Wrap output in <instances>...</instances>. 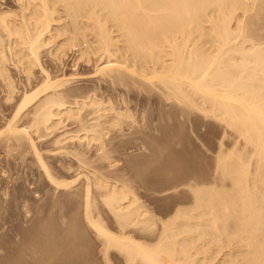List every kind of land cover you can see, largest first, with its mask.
<instances>
[{"label": "bare ground", "instance_id": "6f19581e", "mask_svg": "<svg viewBox=\"0 0 264 264\" xmlns=\"http://www.w3.org/2000/svg\"><path fill=\"white\" fill-rule=\"evenodd\" d=\"M17 2L21 9L19 18L15 10H0V76L6 87L5 100L17 98L12 105L14 113L6 125L0 127V135L8 136L5 137L8 140L29 143L35 155H38L37 161L45 170L47 182L53 188L70 190L72 184L78 182L79 176L72 180L68 178L70 181L56 177L49 169V162L47 164L39 153L32 133L52 136L68 121L77 126L75 131L70 126V130H65V126V131L54 134L50 142L61 148H64V143L70 147L81 146V151L74 150L79 159L87 154L91 145L95 147L96 144L99 152H94L97 158L105 161L109 158V151H105L107 146L104 136L110 128L105 126L106 123L114 128H125L124 117H133L137 127L133 126L137 130L139 127L141 130H158L159 123L156 125V120L153 122V114L152 122H144L146 113L143 115V111L138 110L145 107V95L142 97L144 102L139 97L143 106L139 105L137 109L142 114L134 113L139 115V120L132 114L135 109L131 111L136 105L131 104L133 107H130L129 104L134 98L136 101L134 96L139 92L131 100L129 95L122 93L121 88L120 93L113 92V96L110 93L112 86L128 87L124 91H130L129 88L154 91V97L159 98L152 102L160 99L172 103L173 108L185 114L188 123L191 113L199 110L204 116L223 123L226 127L223 137L229 130L235 135V142L228 150L224 148L226 144L220 141L222 145L218 149L211 180L195 182L188 178L185 184L180 183L188 188L190 195L193 192L190 196L192 200L188 198L190 203L188 199L185 200L189 203L185 206L183 202H180L183 206L176 205L178 207H175L172 216L169 215L170 219L162 218V224L158 216L159 225L155 223L153 209H145L147 205L140 203L141 198L127 183H118L117 178L113 180L115 178H109L106 173H103L106 176L102 175L103 169L99 170L101 174L97 168L91 174H86L84 182L77 185L78 189L73 193L82 196L83 209L79 213L83 212L89 227L95 230L99 240L100 237L103 240L105 246L102 247V257L105 256V264L113 263L110 257L115 258V254L112 251L120 254L124 264H264V39L260 40L258 35V40L255 35L257 31L254 30L257 26H254L257 24L255 22L259 21L257 18L263 12L264 0ZM63 14L67 21L62 19ZM260 30L264 33L263 28ZM6 48L15 56V65L24 77L22 89L16 85L5 64ZM68 49L75 51L71 69L79 66L83 70L91 66L93 69L90 67V70L93 71L89 72L87 68L89 73L80 72L78 67V72L67 73L65 56L68 55ZM45 56L50 58L49 62V59L44 60ZM82 81H89V84L92 82V85L83 83L86 86L83 89L82 85L79 86ZM18 92L19 97H14ZM154 97L152 95V99ZM153 109L152 112L157 113V106L154 105ZM23 115L28 117L27 122L18 124ZM120 128V132L127 131ZM139 137L138 140L134 139L141 143L144 136L140 137L141 140ZM169 139L172 140L171 137ZM175 139V142L181 143V140L178 141L180 137ZM63 153L67 154L66 151ZM106 164L102 165L105 169ZM94 185L107 209L103 207L104 214L109 211L119 226L118 231L114 229L117 232L110 230L105 221L101 220L103 212L102 216L97 212V201L100 199L93 196ZM156 224L160 228L156 226V229ZM137 231L148 232L150 236L143 239L142 234L141 237L136 234ZM43 246V252L44 247L48 250L47 256L40 257L37 263L50 264L57 256L53 255L61 250V244L54 254L49 253L51 246ZM221 253L222 257L219 255ZM215 259L219 261L215 263ZM114 263L118 264L117 261Z\"/></svg>", "mask_w": 264, "mask_h": 264}, {"label": "rangeland", "instance_id": "374dc122", "mask_svg": "<svg viewBox=\"0 0 264 264\" xmlns=\"http://www.w3.org/2000/svg\"><path fill=\"white\" fill-rule=\"evenodd\" d=\"M18 5L19 3L17 2V0L16 1L15 0H0V10H5V9H12L13 11L15 10L16 12L15 11L14 12L16 13V16L19 18L21 14V9H19L20 6ZM262 10L263 12L260 13L261 16L257 18L259 21H256L255 23L257 24H254V26L257 25L254 27V30L258 32V33L255 32V35L257 36L258 40H259V36H260V40L264 39L263 37L264 33H262V30H260L263 28V32H264V15H263L264 14V3H263ZM63 16L64 18L62 17V19H65L66 16L64 14ZM66 19L65 21L68 20ZM65 21L62 20V22H65ZM256 27L258 30L256 29ZM4 37H6V35H4ZM74 53L75 51H73V49H70V50L68 49V55H66L67 57L65 56V58L67 59V60L65 59L66 72L67 73L69 72L70 74L74 73V71L78 72V70H80V72L81 71L86 72L87 68H89L88 69L89 72L90 71L92 72L93 70H90V69L91 68L93 69V67L91 66L85 67V69L83 70L82 68L80 69L79 66H76L75 68L76 70L73 68L71 69L72 66L70 65L72 64L71 61H73L72 59L75 56ZM6 54H7V58H6L5 64L7 65L10 71V74L15 79L16 85H18V87L22 89L21 82L24 80V77L22 73L18 70V67L15 65L16 58L15 56L12 55V53L10 52L8 48H6ZM44 60H48L49 62L50 58L45 56ZM80 83L81 82H79V86L80 87L83 86V89L85 86L84 84L86 83H88L86 84L88 86L92 85V82L91 84H89L90 83L89 81L87 82L82 81V83L81 84ZM118 86L119 85L115 86L116 89L113 86L110 87V93H112L113 96H115L114 94H118L117 91L120 93V88H121L122 93L127 92L126 94L124 93V95L125 96L129 95L128 98L133 97L134 95H136L135 93L139 92L136 96H134L137 98L136 101L134 100L135 98L133 97L134 99L131 98V100L133 99L134 103H132L133 100L130 101L131 103H129L130 107L132 105L134 106L136 105V108L133 106H132L133 108H131V111L132 109H135V112L133 110L132 114L140 113L139 115H141L143 113L144 115L146 113L144 116L145 117L144 122H149V123L152 122V117L154 116L155 118H153V122L156 120L155 124L158 125L159 123V125L157 128L158 129L157 131L151 130L150 128L146 130H141L139 126L137 130L134 127L136 125L134 123H137V122H135L133 117H128V118L124 117L123 122H124V125H126L125 128L124 127L120 128L118 126L117 128H114V127H111V125L108 126V123L104 121V123L107 124V125L105 124V126L107 128L110 127L108 128V133L104 136L105 137L104 143L106 144L105 146H107L106 148L108 150H106L105 146L104 148L106 152L109 151L108 159L112 163L108 161V159L106 160L109 163L106 160L104 161L102 159L97 158L96 153L99 151L96 150V148L98 147L95 144L96 142L93 143L95 144V147L94 145H91L93 146V147L91 146L89 147L91 150H89L88 148L87 154L81 157V159L78 158L79 156H77L75 152V151H81V146H78L77 147L78 149H77L76 146L70 147L71 145H68V143H64L63 144L64 148H61L60 146L58 147H60V149L63 152L66 151L67 154L60 152L61 150L56 145H54V143L52 144L50 142L51 140L49 139H52V136H54V134H58V132L60 133L67 129L68 130L72 129L73 131H75L77 126L75 124H71L68 121L65 123L64 126H61L60 128H58L52 136L49 134V136L51 137H49L48 135H41V134L39 135V133H38L39 135L38 136L37 134L34 135L35 133H32L33 138H35L36 145L39 148L38 149L39 153L42 155V157H44L43 159L47 164L49 162L51 167L50 166L48 167H50L49 169L50 171H52L53 174L54 173L56 174V177H59V179L65 178L64 180L67 179L68 181H70L79 176L78 182L75 181L72 184L73 188L71 187L70 190H57L53 188L54 186L52 185L50 186V184L47 182V179H46L47 177L45 175L46 173H45L43 166L39 164L40 161L39 162L37 161V159H39L37 158L38 155L37 154H36L37 156L35 155L34 150L33 148L31 149V146L29 143H27L26 141L24 142H26L27 144L24 142L17 141L18 142L17 144L16 140L15 141L14 139L8 140L7 139L8 136L4 135V137H1L2 135H0V207L2 206V208H0V214L6 215V217L2 215L0 216V227L2 226L4 227V228H0V264H38L37 260L40 259V257L44 255L45 257L47 256L48 252L46 251L48 250H46V247L44 246H47L49 243H50L49 246H51L49 253H52V254L56 253L57 250H59V245L61 244L60 246L61 250H59L61 252L59 253L58 251L56 254L53 255V256L57 255L56 257H54L56 262L55 260H53L50 264H53L54 262L56 264H59V263L61 264V262L62 264H88V263L89 264H96V263L105 264V259H104L105 256H103L104 258L102 257V255H104L103 254L104 249L102 247L105 246L103 245L104 244L103 240H101L102 239L101 237L99 240L98 239L99 237H97L98 234L95 232V230L89 227V224L86 222L83 216V212L81 213L82 215L79 213L83 209V205L81 206L83 202L82 196L76 193H73L75 189L77 190L78 186L82 184L81 182H84L83 180H85L86 174H91L93 169L97 168L96 170L98 172L99 170L101 171V169H103L101 172L102 175L104 176L108 175L110 176L109 178L111 177L115 178L113 180H116L117 178L118 183H122V184L127 183L128 186H131L130 188H132V190L134 189L136 192L134 190L133 191L137 194V196L141 198V202H140V199H139V202L141 204L147 205L145 209H149L150 211H151V208L153 209L152 212L155 214H153L152 212L151 213L153 215H156L155 216L156 220H155V217H154V220H155V223L157 224L159 221H161V224H162L163 217L166 219L167 218L170 219L169 215L172 216V214L174 213L175 207L176 208L178 207L176 205L185 206L191 202L192 200L191 197H192L193 192L189 189L192 192L190 195L189 194L190 192L187 190L188 188L185 185H184L185 187L182 186L183 184H185L184 182H186L188 178L192 179V181H195V182L196 180L199 182L201 181L203 182L206 179L207 180L205 182H208L209 180L212 179L211 176L214 174L213 173L215 169L214 163L217 162L216 156L218 154V149H220L222 145L220 144V141L222 140V142L226 144L224 145L225 150L230 149L235 142V135L233 134L234 135L233 136L230 133L229 129H228L229 132L227 131L228 132L227 135L223 137L226 127L223 125V123H221V121L216 120L215 118H212L210 116L208 117L207 115L204 116L205 114H203V112L201 113V111L194 109L195 111L191 113L190 115L191 120L188 123L187 122L188 120H186L185 118V114L181 113L178 109L176 110V108H173L172 103H168L163 100L160 101V99H157L159 101L155 102L156 101L155 99L159 97L158 96L154 97L155 95L154 91L149 92V90H146L145 91L146 93H145L144 91H141V90L138 91V89L135 90L134 88L132 89L129 88L130 91L132 90L131 91L132 93H131L129 90L124 91L125 89H128V87L126 88V86H123V85H121V87H118ZM133 89H134V92H133ZM140 91L143 92V94ZM20 92L15 93L14 97L18 95ZM113 92H116V93L113 94ZM148 92L150 95L148 94ZM128 93L132 94V96H130V94ZM151 93L154 99H152ZM143 95H145L144 97H147V100L146 98L145 100L143 99L144 98ZM5 96H6V87H5L3 79L0 76V127L1 128H3L6 125L7 120H9L12 117L14 113L13 111L14 109L12 105L17 100V98L15 97L11 100L6 101ZM17 97H19V95ZM139 97L140 98L143 97L142 101L144 100L147 102L149 100L148 101L149 103L145 102V105H144L145 109L139 108L140 107L139 105H142L144 102V101L141 102L139 100ZM151 100L152 101L155 100V101L152 102ZM157 103L158 104L160 103V105H158ZM165 103L167 105H165ZM146 104H149V105H146ZM170 104L172 106H170ZM154 105L155 107L157 106V109H156L157 113L152 112L154 110L153 109ZM171 107L174 110H172ZM137 109L142 110L143 112L141 111L142 112L141 113ZM158 112H160L161 116L160 114L158 115ZM136 115H135V118L137 119L139 118L140 120L139 115L138 114ZM23 116L24 117H21L20 121H18V124L23 125L27 122L28 117L25 115ZM132 119L133 121H131L130 123V120ZM124 120H127V122H125ZM130 124L131 126L134 125L133 126L134 129L131 128ZM65 126H66V129H65ZM69 126L72 128H70ZM61 128L63 129L61 130ZM119 128L120 130L121 129L127 130L126 131L127 133L123 130L122 131L125 132V134L122 131L120 132ZM133 130H135V132ZM138 131L139 133H137ZM40 133H43V131H41ZM44 133L46 132L44 131ZM120 133H122V135ZM138 135H140V137L144 136V138L146 136L145 138L146 140H147V137L149 139L151 137L152 138L149 141H146L143 138L141 143H143L144 145H141L140 141H136L138 140V137H139ZM41 136H45L46 138L45 137L43 138ZM47 136L49 138H47ZM124 136H125V139H124ZM169 137H171L172 140L174 139L173 142L177 140L175 139L176 137L178 138L180 137L178 141L181 140V143L177 141L173 143L172 140L170 139L167 140V138ZM46 139L49 141H47ZM143 140L146 142H144ZM66 148H68L69 150ZM70 149L72 150L70 151ZM72 151L75 154H73ZM90 153L93 155H91ZM94 154H96L95 155L96 158L94 157ZM85 158H87L88 160L86 159L85 161ZM59 160L62 161L61 162L62 164L60 163ZM100 160L102 164L100 163ZM83 161H85V163ZM74 163L76 165H74ZM104 164H106L109 167L105 166L106 167L105 169L104 167H102V165ZM66 166L69 168H67ZM76 166L79 168H77ZM84 166H88L89 168L84 167ZM57 167H59L58 168L59 170L57 169ZM80 167L83 172L81 171ZM70 168H73V169L71 170ZM69 169L72 172L69 171ZM74 169H77V170H74ZM76 171H78V173ZM73 173L74 174L76 173V175L77 174L78 175L77 176L73 175ZM81 173L84 175H82ZM103 173H106V175ZM69 174H72V176ZM80 176L83 179H81ZM68 178H70V180ZM118 178H120V180ZM45 181H46V184H45ZM119 181H122V182H119ZM180 183H183V184L180 185ZM95 186L96 185H94L93 187V191L96 193L93 192V196L101 200L100 202V200L97 201L98 199H95L97 202H99L98 204L99 207H98L97 212L100 213L101 215V211L105 212V210L107 211V209L105 205L103 206L102 198H100L101 197L100 194H97L99 193V191L97 187ZM94 188H96V190ZM96 195L99 197H97ZM188 198L191 200L189 201ZM1 199H3L4 201ZM187 199L189 203L185 201ZM79 200L81 202H79ZM19 201L21 202L19 203ZM180 202L181 203L183 202L182 203L183 205ZM100 204L102 205V208L100 207L101 206ZM146 205H144V207ZM3 207L4 208L7 207L8 210L7 208L4 209ZM103 207L105 210L103 209ZM4 210H6L7 212ZM104 212H103L104 217H102L101 220L105 221L104 223L109 226L108 228L110 230L117 232L119 230L118 228L119 226L116 222H114L116 220L114 218H111L113 216L111 215L109 211L107 212L108 214H104ZM77 214H79L80 216L79 215L77 216ZM107 216H110V218ZM158 216L161 217L159 221H157ZM153 221L152 223H154ZM157 224L155 225V227L158 226L160 222L158 225ZM153 226L154 225L152 224V227ZM158 228L160 227L158 226ZM12 229L14 230L12 231ZM114 229H116L117 231ZM14 232L21 234V235L15 234ZM139 232L137 231L136 234L138 233V235H140L139 237L143 235L142 236L143 239H145L147 235L150 236L149 235L150 233L148 232H145V231L140 232V233ZM16 235L18 237H16ZM13 236L15 240L13 239ZM41 245L42 246L44 245L43 246L45 248L44 252H43V249L41 248ZM55 245L58 247H56ZM32 246L33 248H31ZM53 246L56 249H54ZM34 248H36L37 251H35ZM39 249L42 250L43 254L41 250ZM112 253H114L115 255L116 254L118 255V256L114 255L113 257L115 258H112V256L110 257L111 260H113L112 264H115L114 262L116 261L118 262V264L119 263L122 264L123 261L121 260V257H119L120 254L117 251H114V252L112 251ZM219 255L221 256L222 253ZM220 256H218L219 260L221 259L223 255L221 257ZM119 259L120 261H118ZM215 260H214L215 263L219 261V260H216V261Z\"/></svg>", "mask_w": 264, "mask_h": 264}]
</instances>
